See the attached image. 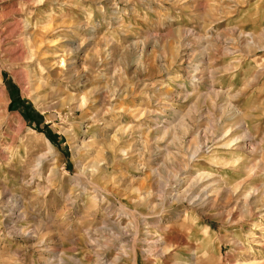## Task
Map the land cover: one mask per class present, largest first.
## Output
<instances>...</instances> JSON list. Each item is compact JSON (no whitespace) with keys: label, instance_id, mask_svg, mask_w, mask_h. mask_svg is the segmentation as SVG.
Returning <instances> with one entry per match:
<instances>
[{"label":"rangeland","instance_id":"rangeland-1","mask_svg":"<svg viewBox=\"0 0 264 264\" xmlns=\"http://www.w3.org/2000/svg\"><path fill=\"white\" fill-rule=\"evenodd\" d=\"M0 264H264V0H0Z\"/></svg>","mask_w":264,"mask_h":264},{"label":"bare ground","instance_id":"bare-ground-1","mask_svg":"<svg viewBox=\"0 0 264 264\" xmlns=\"http://www.w3.org/2000/svg\"><path fill=\"white\" fill-rule=\"evenodd\" d=\"M16 27L17 26H14V27H12V29H11V31H14L15 29H16ZM19 27V26H18ZM10 28V27H9ZM22 41V40H21ZM19 48H17V50H16V53L18 52V54L20 55V54H22L23 53V49H25L23 46H22V44L20 43V46H18ZM26 50V49H25ZM241 126H242V124H241ZM244 136H246V129H244ZM171 195V198H173V199H175V200H181V199H190L191 200V202L193 203V202H197V203H201L202 202V199H199V194H194V196L191 194V193H187V191L186 192H182V193H178V194H170ZM205 196V195H204ZM204 198V197H203ZM16 205V204H15ZM16 229V228H15ZM148 241V240H147ZM150 241V240H149ZM153 242H154V239H153ZM154 244V243H153ZM157 247V246H156ZM156 247H155V249H156ZM154 249V248H153ZM152 249V250H153ZM123 251V250H122ZM154 251V250H153ZM148 253V252H147ZM157 253V252H156ZM154 254V253H153Z\"/></svg>","mask_w":264,"mask_h":264}]
</instances>
